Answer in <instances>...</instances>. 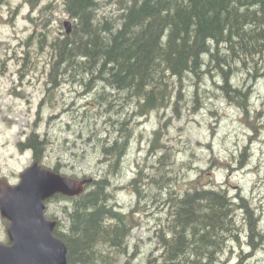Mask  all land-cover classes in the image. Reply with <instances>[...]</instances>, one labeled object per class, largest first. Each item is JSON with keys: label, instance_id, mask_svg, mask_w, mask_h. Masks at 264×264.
Segmentation results:
<instances>
[{"label": "rangeland", "instance_id": "1", "mask_svg": "<svg viewBox=\"0 0 264 264\" xmlns=\"http://www.w3.org/2000/svg\"><path fill=\"white\" fill-rule=\"evenodd\" d=\"M64 9V0H41L35 7L26 0H0V180L10 185L18 184L21 173L35 161L31 149L20 147L34 133L46 142L43 167L60 164L63 175L78 180L104 177L107 164L102 146L115 141L119 134L115 129L126 118V110L105 102L108 97L114 99L117 89L104 82H95L87 93L79 82H65L49 94L52 43L64 37L66 21L73 23ZM102 12L116 15V6L108 0ZM214 73L198 83L197 77H186L184 100L178 106L174 98L167 108L128 122L131 144L119 171L110 174L113 205L130 213L131 223L128 253H120L116 264H153L148 258L152 252L158 254L157 229L170 209L169 202L164 205L166 195L181 193L196 180L226 188L236 201L237 195L246 198L257 211L264 234V79L256 82L245 74L236 76L235 86L253 82L251 110L246 114L222 93L217 85L220 77ZM174 80L177 91L179 83ZM158 129L159 140L168 149L158 147L151 152ZM159 157H164V164H159ZM140 164L151 174L138 186L143 196L131 184ZM67 203H48L46 213L67 225L63 211L64 206L70 207ZM237 223L239 240H230L215 264H264V236L262 241L255 237L260 242L255 250L253 239L247 236V214L240 208ZM8 224L0 212L2 243L9 241Z\"/></svg>", "mask_w": 264, "mask_h": 264}, {"label": "trees", "instance_id": "2", "mask_svg": "<svg viewBox=\"0 0 264 264\" xmlns=\"http://www.w3.org/2000/svg\"><path fill=\"white\" fill-rule=\"evenodd\" d=\"M26 1L35 7L41 0ZM107 1L64 0V10L73 21L71 31L52 43L49 94L65 82L86 86L83 93L95 82H104L117 89L114 99H105L108 106L126 110V118L115 129L119 131L115 141L102 146L104 177L86 183L76 196L57 193L46 201H69L70 207H63L67 225L46 213L57 221L54 233L67 245V264H116L120 253H128L130 213L114 207L110 174L119 171L131 144L130 119L167 108L174 98L178 106L184 100L186 77H197L198 83L214 72L222 93L248 114L253 82L235 86L234 80L239 73L250 81L264 79V0H109L117 10L112 16L102 12ZM195 96L198 102V90ZM154 134L151 152L158 147L166 151L159 140L161 130ZM20 147L31 149L34 160L41 162L46 142L34 133ZM158 161L165 163L164 157ZM138 166L131 184L143 196L138 186L151 174L145 173L144 165ZM51 169L63 173L60 164ZM167 202V220L156 233L158 254L152 252L148 263L215 264L228 242L239 240L237 208L247 214L253 249L260 243L255 237L263 239L257 211L246 198L237 195L236 201L222 186L192 181L181 193L169 191L164 205Z\"/></svg>", "mask_w": 264, "mask_h": 264}, {"label": "water", "instance_id": "3", "mask_svg": "<svg viewBox=\"0 0 264 264\" xmlns=\"http://www.w3.org/2000/svg\"><path fill=\"white\" fill-rule=\"evenodd\" d=\"M65 27L70 33L71 22ZM90 181L55 172L38 161L21 173L18 184L0 180V212L9 221V241L0 242V264H67V245L54 233L57 221L46 216V200L57 193L78 195Z\"/></svg>", "mask_w": 264, "mask_h": 264}]
</instances>
